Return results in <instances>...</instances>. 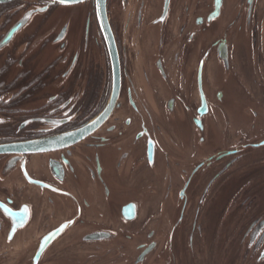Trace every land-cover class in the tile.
Returning a JSON list of instances; mask_svg holds the SVG:
<instances>
[{
  "label": "flooded vegetation",
  "instance_id": "1",
  "mask_svg": "<svg viewBox=\"0 0 264 264\" xmlns=\"http://www.w3.org/2000/svg\"><path fill=\"white\" fill-rule=\"evenodd\" d=\"M0 264H264V0H0Z\"/></svg>",
  "mask_w": 264,
  "mask_h": 264
}]
</instances>
